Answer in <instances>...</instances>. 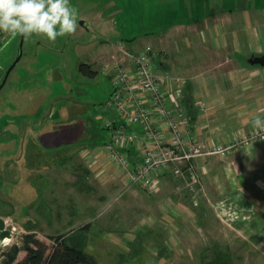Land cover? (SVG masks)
Returning a JSON list of instances; mask_svg holds the SVG:
<instances>
[{"label": "rangeland", "instance_id": "1", "mask_svg": "<svg viewBox=\"0 0 264 264\" xmlns=\"http://www.w3.org/2000/svg\"><path fill=\"white\" fill-rule=\"evenodd\" d=\"M258 1L251 0L253 5ZM69 3L79 12L77 31L55 42L45 36L23 38L21 57L0 89V217L11 231L0 240V264L14 246L19 250L12 264L25 257L26 235L51 246L50 236L70 232L85 238L84 249L100 264H219L218 253L227 255L224 248H235L226 230L230 227L211 220L197 230V215H180L178 229L170 215H144L149 203H141L140 196L123 197V175L103 158L98 161L104 170L98 176L101 179L93 175L83 185L77 180L87 168L86 153L91 151L79 148L78 138L83 134L77 126L89 116L99 120L97 108L113 90L103 71L108 53L125 64L127 59L118 47L113 51L118 43L133 53L147 44L155 45L171 23L188 21L187 11L195 1ZM217 3L200 0V4ZM20 39H11L7 47L6 41L0 45V84L19 55ZM85 63L91 64L95 76L81 71ZM66 123L72 127L64 129ZM48 129L59 131L60 137L61 132L74 134L70 150L64 149L58 136L48 138ZM90 130L81 132L90 135ZM99 131L103 141L109 139V131ZM67 155L71 157L64 161ZM149 209L154 214L153 204Z\"/></svg>", "mask_w": 264, "mask_h": 264}, {"label": "crops", "instance_id": "2", "mask_svg": "<svg viewBox=\"0 0 264 264\" xmlns=\"http://www.w3.org/2000/svg\"><path fill=\"white\" fill-rule=\"evenodd\" d=\"M194 1L187 11L188 21L171 23L151 46L159 73L167 72L184 81L180 99L168 93L171 94L170 108L182 109L187 117L186 123L179 127L182 146L175 148L177 155L192 144H200L204 150L234 143L253 128L252 121L256 117L264 119V65L250 62L264 55V4H260L264 0L257 5L251 0L248 4L239 0H223L222 3L218 0L217 5ZM8 38V35L0 36V45ZM119 45L125 46L118 43L113 51ZM111 53L107 55L110 56L108 61L114 56ZM128 67L133 69L134 66L130 63ZM170 85L166 83L165 89L174 88ZM113 93L114 88L108 99ZM103 103L97 108V116L104 123L111 120L110 126H106L110 137L119 126L138 134V142L127 145L122 152L131 162L140 161L143 150L154 147L148 131L138 122L131 124L121 119L117 111L104 108ZM147 103L150 104L149 99ZM90 118L89 123L97 124L95 117ZM163 119L157 117L152 130L159 134L158 141L164 147L170 131ZM171 120H176V116ZM89 134L83 133V138L92 137V133ZM95 136L99 137L97 133ZM101 146L92 147L86 153L89 156L85 163L87 168L77 179L81 185L93 175L101 179L98 176L104 170L100 168L99 158L114 166ZM117 170L123 175V197L140 196L141 203H149L144 215H170L171 223L178 229L181 227L176 221L182 223L180 215H197V230L211 220L230 227L224 229L229 230V236L233 237L231 245L235 248H224L227 255L218 253L219 264H240L242 260L248 264H264V142L253 141L248 146L234 147L223 157L203 155L171 161L157 170L158 187L153 193L132 183L127 170ZM152 204L154 214L149 209Z\"/></svg>", "mask_w": 264, "mask_h": 264}, {"label": "built area", "instance_id": "3", "mask_svg": "<svg viewBox=\"0 0 264 264\" xmlns=\"http://www.w3.org/2000/svg\"><path fill=\"white\" fill-rule=\"evenodd\" d=\"M118 49L126 57L128 64L118 62L115 56L104 63L103 71L110 77L114 88L112 96L106 100L102 106L106 109H113L125 121L131 124L140 123L144 131H148L147 136L154 144V147H147L142 152V158L138 162H131L122 152L129 144L138 142L139 136L135 132H128L122 126L115 128L110 139L101 148L111 162L118 168L127 170L132 183L142 185L148 192L153 193L158 187V179L155 174L157 170L165 167L169 162L182 158L198 157L203 155L225 156L232 148L238 146H248L253 141L264 142V132H259L253 128L245 135L238 138L234 143L227 145H217L202 150V145L192 144L187 151L181 155L175 153V148L182 146L179 132L180 124H185L187 117L185 112L176 107L170 108L169 101L171 94L175 99L182 97L181 89L184 83L181 78H174L169 73H159L158 64L153 54L152 47L145 45L137 53L129 52L125 46L119 45ZM134 67L130 69L129 64ZM166 83H172L174 88L165 89ZM170 86H173V85ZM171 94H168L170 93ZM149 99L150 104L147 103ZM131 104V105H129ZM130 108V109H129ZM151 109L155 112L152 118ZM176 116V120L171 117ZM164 118V125L170 131L168 144L164 147L160 145L156 131L152 130V124L156 118ZM110 126L111 120H106ZM176 173L178 170L175 171Z\"/></svg>", "mask_w": 264, "mask_h": 264}, {"label": "clouds", "instance_id": "4", "mask_svg": "<svg viewBox=\"0 0 264 264\" xmlns=\"http://www.w3.org/2000/svg\"><path fill=\"white\" fill-rule=\"evenodd\" d=\"M78 19V9L69 0H0V33L11 39L21 36L28 40L36 35L55 42L58 37L74 34ZM252 126L257 134L264 132V119L256 117Z\"/></svg>", "mask_w": 264, "mask_h": 264}, {"label": "trees", "instance_id": "5", "mask_svg": "<svg viewBox=\"0 0 264 264\" xmlns=\"http://www.w3.org/2000/svg\"><path fill=\"white\" fill-rule=\"evenodd\" d=\"M80 69L85 74H88L92 77L96 74V71L92 70L91 66H89L88 64H82L80 66ZM89 119L91 120L90 116L86 119H83L82 122L79 123L80 126H77V130H80L79 132L81 134H83L81 132L82 129L85 131L89 130L90 127L91 130L88 132L92 133V137L90 138H78V140L80 141L78 144L80 149L92 147L94 148L96 146L103 145L106 142L103 141L104 138L100 135L99 130H107V124L102 122L100 118L99 120L97 119V124L89 123ZM66 124L67 125H64V129L72 127L70 124ZM48 131L49 132L46 133V136H48V138L56 136L60 137L59 131H56L54 129H48ZM96 133L99 137L95 136ZM73 135L74 134H72V136L68 134L62 135L61 132V139L64 141L63 144L66 151L70 150L71 147L69 143L73 138L76 137ZM39 140L40 138L38 139V142ZM70 157L71 155H67L66 158H64V161L69 160ZM84 230L85 226L82 227V230L80 232H84ZM72 235H74L75 238ZM49 238L53 241V244L51 246H48L42 241L35 239L33 235H26L24 239L26 255L16 264H100L92 253L84 249V245L86 244L85 238L82 239L80 236H76L75 232L60 234L58 236H50ZM18 250L19 249L17 246L12 247L11 250L6 253L7 257L4 261V264H12L16 258Z\"/></svg>", "mask_w": 264, "mask_h": 264}, {"label": "water", "instance_id": "6", "mask_svg": "<svg viewBox=\"0 0 264 264\" xmlns=\"http://www.w3.org/2000/svg\"><path fill=\"white\" fill-rule=\"evenodd\" d=\"M22 40L23 37H21L20 39V51H19V55L17 57V59L15 60V62L13 63V65L8 69V71L6 72L1 84H0V89L3 87V85L5 84V81L7 79V76L9 74V72L11 71V69L15 66V64L19 61L20 57H21V44H22ZM251 63H256V64H260V65H264V55L258 56V57H254L251 61ZM5 226V222L4 219L0 217V239H4L5 237H9L10 233L9 231L4 229Z\"/></svg>", "mask_w": 264, "mask_h": 264}, {"label": "flooded vegetation", "instance_id": "7", "mask_svg": "<svg viewBox=\"0 0 264 264\" xmlns=\"http://www.w3.org/2000/svg\"><path fill=\"white\" fill-rule=\"evenodd\" d=\"M3 86H4V85H3ZM4 222H5V220H4ZM4 229L7 230V231H9V233H10V235H11V231H10V229H8V228L6 227V222H5ZM0 240H1V239H0Z\"/></svg>", "mask_w": 264, "mask_h": 264}, {"label": "bare ground", "instance_id": "8", "mask_svg": "<svg viewBox=\"0 0 264 264\" xmlns=\"http://www.w3.org/2000/svg\"><path fill=\"white\" fill-rule=\"evenodd\" d=\"M5 240H7V239H5Z\"/></svg>", "mask_w": 264, "mask_h": 264}]
</instances>
